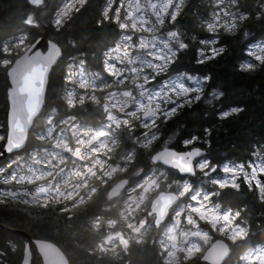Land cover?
Segmentation results:
<instances>
[{
	"label": "trees",
	"instance_id": "16d2710c",
	"mask_svg": "<svg viewBox=\"0 0 264 264\" xmlns=\"http://www.w3.org/2000/svg\"><path fill=\"white\" fill-rule=\"evenodd\" d=\"M183 1L185 5L178 14L177 21L169 20L170 25L163 30H178L188 48L177 53L176 60L169 65L164 76L184 72L199 77L209 75L210 79L205 82L199 101L184 105L167 121H162V117L158 118L155 131L159 139L150 146H138L129 138V131L125 132L127 127L122 128L119 153L133 148L136 149V156L125 171L120 172L119 177H129L139 168L148 171L153 165L152 155L164 146L176 150H186L191 145L206 149V158L217 165V171L208 177L201 175V171H198L197 176L189 177L192 191L185 194L183 202H190L192 192L199 188L208 192L216 204L239 213L237 221L248 229L247 236L232 242L214 232V238L222 237L231 245L232 252L225 264H240L242 256L249 249L264 244V203L258 199L255 189H248L243 179L239 182V189H235L221 188L213 182V178L228 162L249 163L254 158L257 146L264 144V65L259 62L257 67L251 70L239 68V64L249 58V47L264 39V19L255 18V12L260 10L264 0H241V11L248 10L252 14L249 19L240 22L234 32L220 29L215 33L207 29V24L212 21L213 10L216 9L215 1ZM225 1L227 4L228 0ZM61 3L62 0H49L44 8H39L30 3V0H0V60H14L17 57V54L12 53V49L6 46L10 40L25 33L28 35V43H32L42 36L43 24H46L50 38L62 49V57L50 74L46 103L36 121L37 125L51 110L58 108L62 115L76 114L83 122L98 126L105 117L98 102L90 98H75L76 104L71 107L68 105L67 67L73 58L80 55L77 59H81L87 68L105 73V54L121 41L123 30L118 27L116 21L104 20L100 15L105 0H87L83 7L80 6L79 11L68 17L62 27L57 28L53 24L54 10ZM31 14L36 15L37 22L34 24L25 22ZM202 39H215L216 44L201 45ZM221 46L225 49L223 53L198 62L199 48L207 50ZM5 47L10 50L9 53L3 51ZM10 86L5 66L0 65V151L5 143L7 131V95ZM96 92L105 91L99 88ZM217 92L222 95L213 94ZM99 103L101 105L103 101L99 100ZM233 105L240 106L242 111L230 113L228 118L218 116L220 110H226ZM60 118L63 117L59 116L58 120ZM205 128L210 129L211 139L207 144L204 143ZM134 129L135 136L138 137L144 130L136 123ZM191 135H197L198 139L185 146L182 141ZM166 140L171 141L167 144ZM28 144L29 148H35L44 146L46 142L38 140L31 131ZM5 160L0 161V164ZM170 175L177 177L173 171H170ZM208 179L210 180L207 181ZM37 208L20 201L0 202V264H20L24 255L23 235L11 233L2 226L27 230L33 236L40 237L39 239H51L65 253L69 264H168L159 244L161 232L153 233V238L145 242L131 244L119 256L100 255L91 251L92 235L83 231V217L68 224L65 217L57 214L56 210L50 213L47 209L37 211ZM96 209L97 205L92 204L84 212L92 215ZM38 215L41 217L31 218ZM199 256L184 260L182 264H193Z\"/></svg>",
	"mask_w": 264,
	"mask_h": 264
},
{
	"label": "rangeland",
	"instance_id": "374dc122",
	"mask_svg": "<svg viewBox=\"0 0 264 264\" xmlns=\"http://www.w3.org/2000/svg\"><path fill=\"white\" fill-rule=\"evenodd\" d=\"M44 2L45 0H43V3L40 5H33L35 7H40L44 4ZM69 2L70 0H63V4L61 5L60 9ZM134 2L135 0L133 2H125L124 0L123 5L121 6L120 15H123L124 17L126 15V11L131 10L129 5L134 4ZM155 2L158 5L157 10H159V5L163 4L165 0H155ZM72 3L75 4V0H72ZM144 3H146V0H144ZM224 3L226 4L225 0ZM76 5L77 4H75V6ZM220 7H223V5H221ZM234 9L235 8L233 7V10ZM171 10L172 7L169 6V11ZM140 15V12L134 11L133 19L138 18ZM221 15L223 16V13H221ZM31 16L34 23H36L37 21L35 15L31 14ZM145 17L150 21V23L155 21L154 12L151 9L146 10ZM225 19H230V17H225ZM164 20L165 24L163 26L157 27L159 28L160 32L166 34L167 31H164L163 29L167 25H170V17L167 15V13L164 14ZM128 22L130 24L131 20L129 19ZM148 26L149 25H145V27ZM175 31L178 32V30ZM125 34L131 35L132 41L134 43L139 42V37L141 35L146 37L152 35V33H148L144 30L133 31L130 28L123 30V35ZM27 38V34H20L17 38L10 40L6 44V46L12 49V53L19 54V52L23 51L29 44ZM181 39L184 42L182 36ZM21 40H23V43H20ZM122 42L123 36L119 43ZM260 44H264V39L258 40L249 48L255 49L256 45ZM256 50L258 51V49ZM204 55L210 57L211 53L205 50ZM76 57L80 58V55ZM77 58H73L68 66H73L75 68L83 64L86 70V74L84 76H75L72 82H69L66 79L69 99H71L72 101L75 100V98H80L81 100H87V98H90L95 100L96 102H98L97 104L100 107L102 106V110L105 114L104 121L98 126H95L93 124L69 118L59 126L53 125L51 118L45 117L44 119H41V123L37 125V128L34 131L40 137L51 141V147H35L37 149L32 148L33 150H29L30 153H28L29 155L27 156L12 155L7 157L6 160L2 164H0V202L21 201L29 205H38L36 203L37 200L47 201L49 199H53L55 197L56 191L51 180H48L44 184H41L36 188H33L32 190L26 189L24 187L25 185L21 184V182L34 181L39 178H50L54 173L51 169L53 165H55L54 158L59 153H64L68 150V148L64 149L63 145H59V143L67 140V138H70L71 141L79 143V149L76 152H79L81 154L80 157L77 158V162L80 164L85 163L92 152L95 153L102 151L106 153L110 151L111 148L113 150L119 149L121 130L124 127H127L125 132L129 131V138L133 139L138 146H150L152 143L156 142L159 139V135L155 131V125L159 117L155 120V122H153L152 119H149V117H142V113L145 111H149V109L146 101L145 103H142L140 93L137 89V81L130 72V69L133 65H122V67L127 71L122 73L118 77L115 75H108L106 72L104 73L100 71L90 70L85 66L84 62H82L81 59ZM247 62H253L256 65L259 63V61H255L254 57L251 56H249V58L245 60L244 63ZM145 71L150 70L145 69ZM166 72L167 71L161 73L159 77H157V79L162 80L163 78H165L164 74ZM193 76H196L198 79L201 78L197 75ZM155 83L156 81H152V84ZM184 83L186 84V86L195 87L194 82L188 81L186 78L184 79ZM203 85L204 86L202 87V92L205 87V82H203ZM99 88H101L105 92H96V90ZM126 92L127 95H125ZM189 95L192 96L195 95V93H189ZM99 100L103 101L101 105L99 103ZM169 107H172V105L170 104ZM135 123L138 124L139 128L144 129L139 137L135 136ZM61 126H63V128H61ZM3 137L4 135H2L1 138ZM170 141L171 140H166L165 142L169 144ZM91 145H94L95 148L87 150ZM135 154L136 149L133 148H130V150L127 152L121 153V160L118 164L112 166L111 172L108 173V175L113 172L116 173L125 171L127 165H129V163L133 160ZM60 157L64 156L61 155ZM260 157L261 153L258 149H256L254 158L249 161V163L242 164H244V166L247 168V166L251 164L253 160L259 163ZM72 160L74 161V157L72 158ZM233 164L241 163L228 162L224 165L233 166ZM247 170L250 171V168H248ZM150 171L146 173L141 169H137L135 172H133V176L137 177L138 180L140 179V181L129 188V193L126 195L125 200L127 202H136V216L138 218L141 217V209L139 208V206H141V203L143 201L147 202L150 195H152L153 199L159 191L164 190L175 192L174 189L171 190L170 188L178 187L181 188L179 192L182 197H184L185 194L189 191H192V185L189 183V181H184L183 183L181 181L177 182L173 179L172 176L170 177V174H165L157 167H153V169ZM200 171L201 175H205L206 177L213 173L211 172L210 168ZM61 176L63 178H66L68 176V173L63 170L61 172ZM213 179L228 181L230 183L233 177L232 175L225 174L219 170V173ZM241 179H243L242 173L237 176L236 183L239 184ZM209 180L210 179H208L207 181ZM196 209H200V211H196ZM226 213L230 214L231 216V220L229 222H225L223 219L213 218L214 216L223 217ZM237 213V211L231 208H223L221 205L216 204L208 192L198 188L194 190V192H192L190 202H185L178 207L171 222L163 230L154 228V224H152V229H150L153 233L161 232L159 237V244L161 251L165 255V262L168 264H182L184 260H189L203 253L207 246L212 242L214 238V232L227 237L231 241L238 240H233L232 238H230L237 231L236 226L244 228L248 232V229L237 221L239 217ZM108 224L110 226L115 225L114 222H109ZM146 224L147 222L144 219L138 221L137 223L131 224L130 229L132 235L139 236L138 228ZM148 227H150V225ZM153 235L150 237V239L153 238ZM128 247L129 246H127L126 241H122L119 237H117L116 233L110 232L102 240H100V242L96 244L95 247H93V252L99 253L100 255H110L109 253H111L112 256V254L116 255L118 253L124 252L128 249ZM261 250H264V244L249 249L243 255L240 264H247V261L250 258L256 257L258 253L261 252ZM253 264H258V261L253 262Z\"/></svg>",
	"mask_w": 264,
	"mask_h": 264
},
{
	"label": "snow or ice",
	"instance_id": "6c2138e0",
	"mask_svg": "<svg viewBox=\"0 0 264 264\" xmlns=\"http://www.w3.org/2000/svg\"><path fill=\"white\" fill-rule=\"evenodd\" d=\"M30 3L34 5H40L43 3V0H30ZM183 0H165V2L159 5V10H157V3L155 0H146V3H140V0H136L135 4H130L129 7L131 10L126 11V15L123 20H121L120 8H116L115 15L111 17L112 20H115L118 24V27L122 30L131 29L133 31L144 30L148 33H152L150 36L139 37V42H133L131 35H123V42L116 43L115 47L108 50L106 53V60L104 65V71L108 75L120 76L122 73L127 70L122 67L124 64L133 65L130 69L132 76L137 81V89L140 93L142 103H147L149 111H145V116L152 119L153 122L158 117H162V121H167L170 116L175 114L178 109L182 108L184 105H191L195 101H199L203 95L202 87L203 82H206L210 79L209 75H204L201 78H197L193 75H188L184 72L176 73L175 75L168 76L161 79H157L159 75L168 70V66L173 63L177 58V53L188 48V44L184 43L181 39L180 33L175 30L167 31L166 34L160 32L157 26H163L165 24L164 14L170 17L171 21H177V16L181 11ZM75 4H79L83 7L86 4V0H75ZM75 4L70 0L69 3H66L63 8L59 9L55 14L53 19V24L60 28L63 26L64 22L68 19L71 11L75 9ZM216 9L213 10L212 16L213 19L207 24V29L209 32L215 33L220 29L228 32H234L240 22L246 21L252 15L248 10L241 11L243 5L241 0H228V3L225 4L224 0H215ZM223 5V7H220ZM239 5V7L234 6ZM169 6L172 7V10L169 11ZM151 9L155 15V21L151 22L146 19L145 12L146 10ZM218 9V10H217ZM135 12H140V16L136 19H133V14ZM109 7H104L100 15L104 20H108ZM223 13V16L221 15ZM225 17H230V19H225ZM256 19H264V4L260 5V10L255 12ZM129 19L131 23L129 24ZM26 23H34L33 18L29 15L26 20ZM101 23V21H97ZM145 25H149L145 27ZM158 33V34H157ZM194 39V37H193ZM23 43V40L20 41ZM201 45H210L216 44L215 39L200 40ZM34 53L25 58L24 65L27 66L28 70L25 71L24 66H21V61L17 60L16 64L19 67L20 81L18 82L17 89L23 90L24 88L30 87L34 79H39L41 82V88L38 91H43V83L46 73L49 71V66L53 60H56L61 55L60 47H57L51 41L47 42V50L43 51L39 49V46H36ZM258 49V51L256 50ZM135 50V51H133ZM143 50V51H141ZM5 53H9L7 47L3 48ZM207 51L211 53V58H215L219 53L225 51L224 47H210L207 48ZM205 48H199L198 53L200 59L198 62L210 59L209 56L204 55ZM139 53V54H137ZM247 55L254 57L255 61H259L261 65H264V44L256 45V48H249ZM12 61L5 58L0 60V65L5 66V70L11 76V66ZM119 65V66H118ZM257 67L253 62L240 63L239 68L241 70H251ZM149 69L150 71H145ZM86 70L83 64L79 67L68 66L66 79L69 82H72L74 77L84 76ZM192 81L195 84V87L186 86L184 79ZM152 81H156L155 84H152ZM13 89H9V95H12ZM189 93H195V95L190 96ZM216 96L222 95V93H213ZM127 95V92L125 93ZM207 99V97L205 98ZM172 107H169V105ZM68 105L73 106V101L68 100ZM242 109L238 105H233L228 107L226 110L222 109L218 112V116L221 118H228L230 113L235 114L241 112ZM151 113V114H150ZM204 133L206 138L204 143H210V129L205 128ZM198 139L197 135H191L190 138H186L182 143L187 146L192 144ZM18 146V145H17ZM257 149L261 153L259 158V163L255 160L251 164L244 166V164H233V166L224 165L220 171L225 174L232 175L233 179L229 183L228 181L214 180L213 182L218 184L221 188L223 187H233L239 189L240 185L236 183V178L239 174H243L244 183L247 185L248 189L255 191L258 194V199L264 203V144L257 146ZM11 150V149H8ZM173 155L176 158L177 165L179 166V171L184 173L192 174L194 170H204L211 169V172L217 171V165L210 162L208 158L201 154V148L193 147L191 151H174ZM194 157H200L195 163L193 162ZM250 168V171L247 170ZM260 174V175H258ZM200 211V209H196ZM239 215V213H237ZM214 219H223L225 222L231 220L230 214H225L223 217H213ZM237 227V231L230 238L243 239L247 236V230ZM227 254V248L223 249L221 253V258L223 255ZM258 261V264H264V250H261L260 253L254 258H250L247 261V264H253V262Z\"/></svg>",
	"mask_w": 264,
	"mask_h": 264
},
{
	"label": "flooded vegetation",
	"instance_id": "af4514ba",
	"mask_svg": "<svg viewBox=\"0 0 264 264\" xmlns=\"http://www.w3.org/2000/svg\"><path fill=\"white\" fill-rule=\"evenodd\" d=\"M128 1L133 2L134 0H125V2ZM123 2L124 0H105L104 7L106 6L109 7V12H108L109 19H111V17L115 15L116 8H120V12H121V6L123 5ZM46 3L48 4L49 0H45L43 5H45ZM135 3L136 0L134 4ZM140 3H144V0H140ZM62 4L63 1L60 5L56 6L54 10V16L57 13V11L60 9ZM184 5L185 3L183 1V5L181 9L184 7ZM75 8L79 9L80 5L77 4ZM74 12H76L75 9L71 11L70 15H72ZM123 18H124L123 15H121V20H123ZM74 104H76L75 100H73V105ZM61 113L62 112L58 108H56L55 110H51L49 115H47L46 117L51 118L53 125H59V126L69 118L83 122L81 119H79L76 116V114L69 113L66 115H62ZM59 116L63 118H60L58 120ZM36 128H37V123L36 125H34V130ZM61 128H63V126H61ZM34 130L32 131L33 135L35 134L34 136L38 140L42 138L39 135H37ZM43 139L46 140L45 138H42L41 140ZM45 142L46 144L44 145L45 146L44 148L49 146L51 147L50 144L51 141L46 140ZM59 145H63L64 149L68 148V150L64 153H59L54 158L55 165H53V167L51 168L54 173L53 175H51L50 178L48 177L46 179L39 178L34 181L21 182V184L25 185L24 187L29 190H32L33 188H36L37 186L44 184L48 180H51L53 183V187L55 188L56 191L55 197L47 201L37 200L36 203L38 205H31V206L38 207L37 211L47 209L49 210L50 213H54L52 210H56L57 214L63 215L65 217V220L68 224L69 223L71 224L73 220H76L79 217H83L84 219L81 222L84 227L83 231L84 232L87 231L92 235V241H91L92 252H93V247H95V245L98 244L100 240H102L110 232L116 233L117 237H119L124 242L126 241L127 246H130L133 243H140L142 241L147 240V238L150 239V237L153 234V232H151L152 229L151 226L155 218L154 215L149 214L152 195L149 196V200L147 202L143 201L141 203V206H139V208L141 209V217L139 218L136 216V209H137L136 202L135 201L127 202L125 200L126 195L129 193L128 189L134 186L138 181H140V179L138 180L137 177L133 176V172L132 175L128 177L129 178L128 189L121 192L119 196L113 199L108 198V193L111 187L119 179H121L119 177L120 172H116V173L113 172L108 175V173L111 172L112 166L118 164L120 161V154H121V152L119 153L120 143H119V149L117 150H113L111 148L110 151L106 153L102 151L95 153L92 152V154L88 157V160L85 161V163L83 164L77 162L78 160L77 158L80 157L81 155L79 152H76L79 149V143L71 141L70 138H67V140L59 143ZM164 147H169V146H164ZM193 147L196 146L191 145L188 149H191ZM92 148H95L94 145L89 146L87 150H90ZM31 149L32 148H29V144H28L26 145V148L22 150L18 155L27 156L29 155L28 153H30L29 150ZM61 155H63L64 157H60ZM73 157H74V161L72 160ZM197 160H199V158ZM153 167H157L159 170L163 171L165 174L168 175L170 174V171H173L174 173L177 174V177L174 176L172 177L177 182L181 181L183 183L184 181H189L187 178H183V176H181L176 170L166 168L160 164H153L148 171H144L143 168H139V169L148 173L150 170L153 169ZM63 170L68 173V176L66 178H63L61 176V172ZM170 189L171 190L174 189L175 191H177L178 194H180L179 190L181 188L178 187V188H170ZM180 196L182 195L180 194ZM92 204L97 205L96 212L92 215L85 213L84 211H86V208ZM181 204H183L182 197H181V203L177 204L170 210V215L168 217V220L165 223H163L159 228L156 229L163 230L169 224V221L172 220L174 214L176 213L178 207ZM36 217H41V215L35 217L32 216L31 218H36ZM142 219H144L147 222V224L142 225L138 228L139 236L132 235L130 229L131 224L137 223ZM109 222H114L115 225L110 226L108 224ZM149 225L150 227H148ZM24 231L27 232L32 239L40 238L33 236L32 233H30L27 230ZM43 240H49V239H43ZM49 241L53 242L51 239ZM27 242H28V237L26 235H23L24 246ZM120 254L122 253H118L116 255H120Z\"/></svg>",
	"mask_w": 264,
	"mask_h": 264
},
{
	"label": "water",
	"instance_id": "95a60500",
	"mask_svg": "<svg viewBox=\"0 0 264 264\" xmlns=\"http://www.w3.org/2000/svg\"><path fill=\"white\" fill-rule=\"evenodd\" d=\"M49 41L57 47H60L50 38L49 28L44 25L42 36L31 43L25 51L12 62L10 66L12 75L10 76L7 72L9 83L11 85L10 88H12L13 91L10 96L8 90L7 95V133L5 143L0 152V161L6 159L12 154L21 152L26 147L30 131L34 126L36 119L41 115L46 103V93L49 85L50 74L53 67L62 57V49L60 47L61 55L56 58V60H53L49 66V71L46 73L44 78L42 92L38 91V89L41 88V82L38 78L32 81L30 87L24 88L22 91L17 89L16 85L20 81V66L16 64V61H21V66H24L25 71H27L28 68L24 65L25 58L31 56L34 51L37 50L36 46H39L40 50L46 51L47 42ZM142 117L146 118L145 113H143ZM191 149L186 151H191ZM174 151L177 150L168 147L159 150L152 157L153 163L173 168L184 176H196L197 170H194V173L192 174L179 171V166L177 165L176 158L173 155ZM201 154L204 156L207 154V150L201 148ZM197 158L199 157L193 158L194 163ZM128 185L129 178L120 179L111 187L108 197H117L128 187ZM179 201V195L173 191H161L153 198L149 213L155 215L154 225L156 227H159L161 224L166 222L171 208L178 204ZM2 228L11 233L22 234L28 237V242L24 247L23 259L20 264H69V260L65 253L53 242L43 239H32L28 233L22 230L11 229L4 226H2ZM225 247L227 248V254L223 255V258H221V253ZM231 252L232 250L230 244L223 238H217L210 243L203 254L193 264H225L229 259Z\"/></svg>",
	"mask_w": 264,
	"mask_h": 264
}]
</instances>
